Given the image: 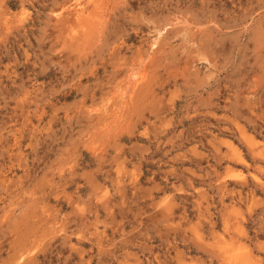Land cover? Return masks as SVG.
I'll list each match as a JSON object with an SVG mask.
<instances>
[{
	"label": "rangeland",
	"instance_id": "rangeland-1",
	"mask_svg": "<svg viewBox=\"0 0 264 264\" xmlns=\"http://www.w3.org/2000/svg\"><path fill=\"white\" fill-rule=\"evenodd\" d=\"M0 264H264V0H0Z\"/></svg>",
	"mask_w": 264,
	"mask_h": 264
}]
</instances>
